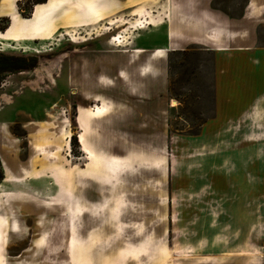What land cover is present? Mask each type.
<instances>
[{
	"label": "rangeland",
	"instance_id": "obj_1",
	"mask_svg": "<svg viewBox=\"0 0 264 264\" xmlns=\"http://www.w3.org/2000/svg\"><path fill=\"white\" fill-rule=\"evenodd\" d=\"M15 1L0 264H264V0Z\"/></svg>",
	"mask_w": 264,
	"mask_h": 264
},
{
	"label": "trees",
	"instance_id": "obj_2",
	"mask_svg": "<svg viewBox=\"0 0 264 264\" xmlns=\"http://www.w3.org/2000/svg\"><path fill=\"white\" fill-rule=\"evenodd\" d=\"M47 0H39L35 4H43L46 3ZM23 62L22 59H15V62L12 61L11 58L8 59H2V56L0 55V80L1 75L5 72H14V71H22L25 68L21 63Z\"/></svg>",
	"mask_w": 264,
	"mask_h": 264
},
{
	"label": "bare ground",
	"instance_id": "obj_3",
	"mask_svg": "<svg viewBox=\"0 0 264 264\" xmlns=\"http://www.w3.org/2000/svg\"><path fill=\"white\" fill-rule=\"evenodd\" d=\"M84 2H86V3H88V4H90V5H92V2L91 1H89V0H84ZM53 6V5H52ZM140 10H143V7L140 9ZM136 11H134L133 12V14L135 13ZM135 14H137V13H135ZM118 21L117 20H114V21H112L111 23L112 24H116ZM15 26H16V23L14 22V24H13V26H12V30H13V28H15ZM109 29V28H108ZM107 29V30H108ZM53 49H51V51H52ZM138 52H141V50H138ZM160 52H162L161 50H158L155 54H154V57L155 58H160L162 55L160 54ZM175 104H176V102L175 101H173L172 102V106H175ZM106 110H107V106H103V107H100V108H98L97 110H96V113L97 114H100V115H102V114H104L105 112H106ZM71 136V135H70ZM79 139H80V142L82 143V145H86V143H87V137H86V132H82V133H80V135H79ZM253 140V139H252ZM9 178H7V179H5V180H8Z\"/></svg>",
	"mask_w": 264,
	"mask_h": 264
},
{
	"label": "crops",
	"instance_id": "obj_4",
	"mask_svg": "<svg viewBox=\"0 0 264 264\" xmlns=\"http://www.w3.org/2000/svg\"><path fill=\"white\" fill-rule=\"evenodd\" d=\"M14 2L12 3V11H13V8H14V11H15V8L17 9V3H15L16 1L15 0H13ZM135 1H137V0H116V3L117 4H119L121 7H127L128 5H129V3H133V2H135ZM48 2V1H47ZM46 2V3H47ZM46 3H43V4H46ZM16 4V5H15ZM42 4V5H43ZM38 5H40V4H38ZM143 7V6H142ZM142 7H140V8H138V9H135V10H133V12L134 11H136L135 13H137V14H133V12H132V14L133 15H135V16H138V15H141L142 14V11L143 10H140ZM141 13V14H140ZM12 14H13V12H12ZM0 17H1V15H0ZM12 23H13V21H12ZM11 23V24H12ZM10 28V27H9ZM144 50H141V52H143ZM155 54V53H154ZM154 54L152 55V59H157V58H155L154 57ZM151 60V59H150ZM146 67V66H145ZM148 70H149V68H148ZM140 73V72H139Z\"/></svg>",
	"mask_w": 264,
	"mask_h": 264
}]
</instances>
